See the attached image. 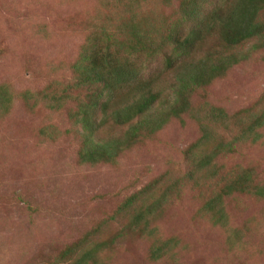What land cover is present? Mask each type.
Segmentation results:
<instances>
[{"label":"rangeland","instance_id":"rangeland-1","mask_svg":"<svg viewBox=\"0 0 264 264\" xmlns=\"http://www.w3.org/2000/svg\"><path fill=\"white\" fill-rule=\"evenodd\" d=\"M178 6V0H141L131 8L117 0H0V90L13 99L0 114V264H76L63 261L69 247L83 252L103 243L100 264H264V197L235 193L225 199L224 223L203 212L226 181L244 173L264 187V129L258 143L236 141L264 112V44L255 40L232 50L239 63L192 98L193 115L202 118L198 110L211 105L230 116L228 126L204 123L205 133L198 119L183 114L133 143L126 138L131 124L118 126L112 117L132 111L143 91H120L109 101L107 118L97 112L105 123L94 137L123 142L114 162L81 161L87 134L70 117L77 100L61 110L45 102L72 82V66L88 39L128 23L131 11L161 33L163 24L178 19ZM222 43L219 33L207 36L181 68L220 55L227 50ZM145 73L157 78L159 90L174 84L162 58L147 63ZM166 116L158 108L135 122L147 119L156 130ZM45 128L52 137L41 134ZM208 134L218 144L234 141L236 151L203 167L205 152L193 145ZM150 187L165 207L147 222L158 238L177 241L160 260L151 254L155 238L130 229L129 213L117 216L131 196Z\"/></svg>","mask_w":264,"mask_h":264},{"label":"trees","instance_id":"trees-1","mask_svg":"<svg viewBox=\"0 0 264 264\" xmlns=\"http://www.w3.org/2000/svg\"><path fill=\"white\" fill-rule=\"evenodd\" d=\"M140 1L117 0V3L125 8H131L133 3L140 4ZM178 1V19L171 24H163L161 33L154 30L151 24L148 26L143 19L134 14V11H131L128 23L123 22L114 32L103 29L95 35L96 40L88 39L82 47L78 60L72 66L74 78L72 82L68 83L62 92L53 93L50 99L45 97V102L51 103V110L64 109L77 100L76 108L72 109L70 117L74 125L82 128L83 134H87L80 155L83 163L114 162L125 149L122 141L105 142L94 138L105 123L103 119H97V112H101L107 118L109 101H112L120 91L131 88H138L139 92L143 91L132 111L123 110L119 117H112L113 123L118 126L131 124L130 134L126 138H130L134 143L141 136L155 134L171 118H181L183 114L193 115L196 109L192 98L239 63L240 60L235 57L232 50L255 40L264 44V0H235L230 6L227 0ZM153 18L156 21L155 17ZM214 33L221 34L222 44L227 50L220 55L215 53L213 56H207L200 62L191 64L189 69L181 68L187 57L194 56L199 42ZM159 58L164 61L167 72L174 74V84L168 89L159 90L157 78L152 75L144 77L146 74L149 75L145 73L147 63L152 65ZM145 84L147 88L141 86ZM1 90L0 114L5 115L11 108L13 99ZM73 92L79 97L74 98ZM158 108H161L164 114L167 111V116L164 121L163 118L161 119L162 122H159L156 130L149 128L147 119L136 124L137 118L142 116L144 118ZM197 113H201L202 118L199 114L193 115V118L203 124L205 133L207 130L204 123L215 124L216 121H221L228 126L231 122L230 116L223 109L211 105L198 110ZM49 129H43L41 134L52 137ZM262 129H264V112L255 116L244 130L245 138L243 136L236 141L250 139L253 143H258L263 138L259 132ZM212 140L208 134L199 144L193 145V149L197 148L205 152L199 163L203 167L218 162L222 155H232L236 151L234 141L218 144ZM128 144H131L130 141ZM192 153L189 150L188 156L190 157ZM212 174L215 177L218 171L214 170ZM193 177L190 176V179ZM226 182V187L221 189L222 193L210 199H208L210 196L204 198L208 200L203 212L213 213L216 223H224L227 219L225 199L235 193L264 197V187L256 184L250 172L242 174L232 182ZM150 190L152 191L151 187L141 194L131 196L118 210L117 216L129 213L132 216L130 229H138L142 235L155 238L151 254L154 259L160 260L166 258L177 247V241L175 238L166 240L158 238V230L151 228L150 223L147 222V218L153 219L154 215L157 217L161 215L165 207L163 204L165 202L153 197ZM119 236H123L122 232ZM112 242L114 243V239ZM106 245V243L99 244L83 252L71 246L62 254L63 261L75 259L73 262L76 264H100L99 260L105 252Z\"/></svg>","mask_w":264,"mask_h":264}]
</instances>
